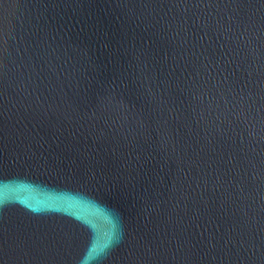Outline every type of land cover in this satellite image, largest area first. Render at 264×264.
I'll list each match as a JSON object with an SVG mask.
<instances>
[{
    "label": "water",
    "instance_id": "1",
    "mask_svg": "<svg viewBox=\"0 0 264 264\" xmlns=\"http://www.w3.org/2000/svg\"><path fill=\"white\" fill-rule=\"evenodd\" d=\"M0 264H264V0H0Z\"/></svg>",
    "mask_w": 264,
    "mask_h": 264
}]
</instances>
